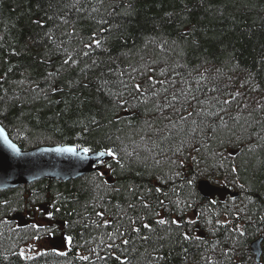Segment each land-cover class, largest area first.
Returning <instances> with one entry per match:
<instances>
[{
  "label": "trees",
  "instance_id": "trees-1",
  "mask_svg": "<svg viewBox=\"0 0 264 264\" xmlns=\"http://www.w3.org/2000/svg\"><path fill=\"white\" fill-rule=\"evenodd\" d=\"M94 33L103 47L80 55ZM0 125L23 150L115 153L1 191L0 264H264V0H0ZM202 180L234 195L205 197Z\"/></svg>",
  "mask_w": 264,
  "mask_h": 264
},
{
  "label": "water",
  "instance_id": "water-1",
  "mask_svg": "<svg viewBox=\"0 0 264 264\" xmlns=\"http://www.w3.org/2000/svg\"><path fill=\"white\" fill-rule=\"evenodd\" d=\"M16 147L20 149V155L13 152L0 139V192L42 180L67 182L79 179L92 171H97L95 168L97 164L111 159V156L105 153L103 155L85 153L82 149H78V155L51 151L59 147L73 146L38 147L32 150H22L17 145ZM198 187L205 197H210L218 191L215 186L204 180L199 182ZM262 242L263 239L259 238L250 247L256 262H260L261 259Z\"/></svg>",
  "mask_w": 264,
  "mask_h": 264
},
{
  "label": "snow or ice",
  "instance_id": "snow-or-ice-1",
  "mask_svg": "<svg viewBox=\"0 0 264 264\" xmlns=\"http://www.w3.org/2000/svg\"><path fill=\"white\" fill-rule=\"evenodd\" d=\"M101 23H106V21H101ZM103 31L110 33V29L109 28H104ZM106 39H107V37L104 38L105 41H106ZM101 47H103V44H102V39L100 38L99 34L98 33L90 34L89 37H88L87 42L83 43V49L81 50L80 55L88 56L90 51H94L95 49L101 48ZM76 62L77 61H76L75 57H73L71 55H66L65 58L63 59L62 64H61V69H58L56 73L49 72L47 74V76L49 78H53L54 79L56 77V75L61 70H65V66L71 67L72 64H74ZM121 75H123V73H121ZM146 83H147V86L149 88H152L158 83V81H156L154 79H149L148 81H146ZM125 86L128 87V85H125ZM131 88H132L133 91H135L137 93H139V92L144 90V86L142 84H132ZM53 90L54 91H58L59 89L54 86ZM0 139H2L4 144H6L17 155L21 154L20 153V149H18L16 147V145L14 143H12V141L9 139L8 134L6 133V131H5V129L3 127H0ZM51 151H55V152H58V153H68V154H71V155H78V149L76 147H59V148L51 149ZM82 151L87 153V152L90 151V149L84 148V149H82ZM108 154L109 155H113V156L115 155V153L112 152V151H109ZM101 155H103V153ZM157 190L159 191V189H157ZM161 204H163V201H161ZM143 206L145 208L148 207L147 204H144ZM98 215H100L103 218L104 214L103 213H98ZM102 223L104 224V226H108V221L107 220H103L102 219ZM131 223H132V225H135L136 221L133 220V221H131ZM157 223L160 224V225H165V224L168 223V221H166L165 219H160V220L157 221ZM171 223L176 225L177 228L180 227L179 222L176 221V220H172ZM189 223H194V221H189ZM141 228L147 229L149 232L153 231V229L151 228L150 224H148V223H142L140 227H133L132 230L135 233L140 234L141 233ZM239 234H240V236H244L245 232L243 230H239ZM191 238L192 237L187 232L182 234V239H184V240H190ZM110 239H111V237H110ZM142 239L147 240L148 237L147 236H142ZM197 239H198V237H197ZM68 242H69V244L71 243V238L70 237L68 238ZM122 242L125 245H127L129 243V241L127 239L123 240ZM23 255L24 254L21 253V256H23ZM82 258L83 259H87V257H82ZM117 259H119V258H117ZM157 259H163V257H157ZM124 264H127V262L125 261Z\"/></svg>",
  "mask_w": 264,
  "mask_h": 264
},
{
  "label": "rangeland",
  "instance_id": "rangeland-1",
  "mask_svg": "<svg viewBox=\"0 0 264 264\" xmlns=\"http://www.w3.org/2000/svg\"><path fill=\"white\" fill-rule=\"evenodd\" d=\"M232 194L233 193H230L224 188L223 190H219L215 192V194L210 197L213 199L218 198L223 201L227 197H232ZM35 223L39 224L40 226L44 225V223L40 221L39 222L36 221ZM68 246H69V242L68 239L66 238H61L56 240L51 238H45L42 240H33L27 243L22 248L21 253H23L24 254L23 256L26 258H31L47 251H57L60 253H65Z\"/></svg>",
  "mask_w": 264,
  "mask_h": 264
}]
</instances>
